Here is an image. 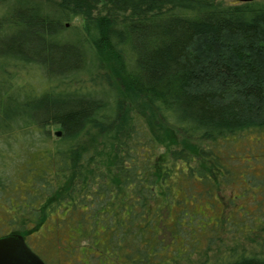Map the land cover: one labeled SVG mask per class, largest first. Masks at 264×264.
<instances>
[{"label": "trees", "instance_id": "obj_1", "mask_svg": "<svg viewBox=\"0 0 264 264\" xmlns=\"http://www.w3.org/2000/svg\"><path fill=\"white\" fill-rule=\"evenodd\" d=\"M73 16L82 22L67 30ZM33 71L47 82L42 91L15 82ZM114 76L166 128L209 145L172 150L173 162L154 167L157 133L139 117L122 120ZM248 131L264 132V0H0V211L8 208L0 236L28 242L51 221L42 239L60 244L68 230L82 252L109 251L111 264H264L254 234H264V200L237 218L233 247L219 251L224 229H207L203 244L176 242L183 230L166 225L171 210L159 201L176 174L206 187L216 172L224 181L223 163L207 158ZM107 132L115 137L105 152L91 143ZM113 198L117 210L99 221L98 207ZM65 206H78L74 228L50 214ZM241 232L254 248L238 249ZM80 264L99 260L90 253Z\"/></svg>", "mask_w": 264, "mask_h": 264}, {"label": "rangeland", "instance_id": "obj_2", "mask_svg": "<svg viewBox=\"0 0 264 264\" xmlns=\"http://www.w3.org/2000/svg\"><path fill=\"white\" fill-rule=\"evenodd\" d=\"M222 1L231 2V0ZM81 22L82 18L80 16H73L72 19L65 22L67 30H74ZM107 66L106 68H108ZM32 73L30 75L27 73L25 75L20 74L19 76L16 74L15 82L22 83V81H27L32 85L33 89L42 91L46 87V80L41 72L33 71ZM114 81L127 104V112L123 115L122 120L139 117L145 120L148 126L153 127L157 133V145L153 158L154 167L159 168L162 165L173 162V156L170 154L172 150L183 147L190 153H195L199 147L209 145V143H202L184 137L176 130L166 128V125L159 121L142 99L137 97L129 88L125 86L120 88L116 76H114ZM55 131H57V128L52 127L51 134L54 135ZM237 136L241 138L229 141V147L224 149L222 153L218 152V156L215 157L216 160L214 157L207 158H211L209 160L214 161V164L216 161L223 163L227 170L224 181L222 179L221 181L218 180V173L216 172L214 174V184L206 187L199 183L198 178L193 177V180L191 179L189 182L180 174H176L175 178L167 185L166 196L159 198L162 206L171 210L170 215L167 214L166 216V225L170 228L176 225L183 230V232L175 236L176 242H185L189 239L194 242L200 241L203 244L207 229L219 228L224 230L215 233L216 241H224V245L221 248L218 247L217 250H222L224 247L231 248L234 243L232 244L228 240L232 238L233 232L242 228V224L237 218L243 219L253 215L254 210L252 209H255L256 202H261L259 206L262 207V200H264V132L248 131L244 136ZM114 137L113 132H107L95 137L96 142L93 140L91 144L96 143L99 148L108 152L110 150L109 147L113 144ZM223 146H226V142ZM101 157V155H97L99 160ZM121 197L122 195L119 196V198ZM19 203L16 202L15 205ZM119 203L120 199L113 198L105 205L99 206L97 210L98 219L107 218L114 213ZM77 207L73 211L67 206L56 208L50 214L54 218L56 216L60 219L63 218L62 224L59 223L62 229L74 228V224L79 217V209ZM2 208L4 209L0 211V233L8 231V228L2 227L7 220L6 209L8 208L5 205ZM67 215L68 217L65 218ZM47 227L53 229L55 227L54 222H45L41 227L42 231L27 237L31 247L37 251L47 264H80L85 262V257L87 254L90 255V253L98 258L99 264H111L108 257L109 251H104L102 247L98 246H87L86 250L82 252L75 240L68 241L72 236V233L68 230L62 232V240H65V242L62 241L60 244L42 239V235L49 237L52 233L46 230ZM101 229V222H99L96 232ZM254 234L256 237L262 238L263 241L264 234L262 235L258 230ZM172 237L167 238L166 243L172 242ZM82 243L86 242L83 241ZM217 246L218 244L213 245L211 246L212 249L204 251L205 255L212 257ZM236 246L239 250L254 248L253 243L242 232ZM193 257L191 258L193 260L201 259L200 256ZM72 260H75V262ZM163 260L165 261L166 257Z\"/></svg>", "mask_w": 264, "mask_h": 264}, {"label": "water", "instance_id": "obj_3", "mask_svg": "<svg viewBox=\"0 0 264 264\" xmlns=\"http://www.w3.org/2000/svg\"><path fill=\"white\" fill-rule=\"evenodd\" d=\"M247 2L253 0H232ZM61 135L59 130L54 132ZM0 264H46L43 259L27 245L21 234L13 233L0 236Z\"/></svg>", "mask_w": 264, "mask_h": 264}, {"label": "flooded vegetation", "instance_id": "obj_4", "mask_svg": "<svg viewBox=\"0 0 264 264\" xmlns=\"http://www.w3.org/2000/svg\"><path fill=\"white\" fill-rule=\"evenodd\" d=\"M25 241H26L27 245L30 246L26 239H25ZM30 248L33 249L31 246H30Z\"/></svg>", "mask_w": 264, "mask_h": 264}]
</instances>
